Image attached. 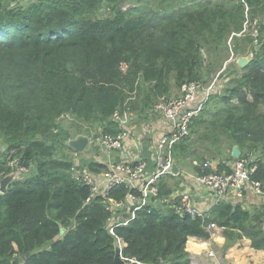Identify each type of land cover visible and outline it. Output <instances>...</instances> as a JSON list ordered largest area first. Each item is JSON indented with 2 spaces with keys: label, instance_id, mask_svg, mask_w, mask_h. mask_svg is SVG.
<instances>
[{
  "label": "trees",
  "instance_id": "obj_1",
  "mask_svg": "<svg viewBox=\"0 0 264 264\" xmlns=\"http://www.w3.org/2000/svg\"><path fill=\"white\" fill-rule=\"evenodd\" d=\"M103 3L111 17L102 16ZM246 16L259 19L258 51L251 37H236ZM248 54L246 67L223 69ZM214 77L220 88L172 159L200 165L210 157L218 174H229L236 146L264 193V0H0V145L29 169L0 194V264H113L115 240L133 264H190L187 239L206 238L211 223L228 245L246 239L264 251V205L248 211L224 202L194 217L173 203L146 207L109 233L105 225L117 216L101 196L85 204L89 189L72 177L77 167L88 174L107 167L75 163L66 142L81 132L63 130L68 119L116 136L115 114L144 119L185 84ZM211 101L216 110L205 108ZM159 191L171 197L167 183ZM128 195L138 194L119 186L108 199Z\"/></svg>",
  "mask_w": 264,
  "mask_h": 264
},
{
  "label": "built area",
  "instance_id": "obj_2",
  "mask_svg": "<svg viewBox=\"0 0 264 264\" xmlns=\"http://www.w3.org/2000/svg\"><path fill=\"white\" fill-rule=\"evenodd\" d=\"M258 26L257 19L251 20L246 16L243 31L237 34L236 37H251L252 46L256 47L258 46L259 37ZM236 59L230 58L223 69H225L227 64L235 63ZM210 83L209 85L201 82L185 84L182 86L178 97L162 99L155 105L153 113L159 115L161 120L168 124L169 131L161 135L155 143H149L153 163L150 170L144 160L133 159L131 162L110 161L105 164L107 169L97 174H88L86 171H79V168L72 172L73 179L89 189L85 204H89L95 197L101 196L105 200V206L117 216L115 219L114 217L108 219L105 225L109 233H112L113 226L126 225L134 218L135 211L146 207L148 209L159 206L170 207V204L173 203L172 208L176 213L186 214L191 217L201 215L196 208L194 198L188 192L177 194V196L162 197L159 191V184L165 178L174 176L171 173V166L174 161L172 152L180 141L191 136L190 125L201 111L202 105H204L208 96L212 93V89L217 83V77L213 78ZM200 97L202 98L199 102L200 104H196L193 107ZM131 117L133 116L130 114L121 117L115 114L114 120L118 123L121 131L116 136L96 133L95 137L88 138V145L92 144L93 147L109 155L123 151L129 138V131L122 129V127ZM143 131L146 135L149 134L151 136L153 134V130L149 126H145ZM74 155L76 154L74 153ZM3 158L6 170H0V181L8 173H18V178L29 174V169L21 166L12 153L4 154ZM193 164L200 170L193 177V181L198 186L212 193L216 199H220L229 192L240 196L242 191L248 186L252 187L257 195L264 196L260 183L251 181V175L256 170V166L252 165L250 160H236L231 166L229 174H218L216 172L218 163L209 159H206L200 165L195 162ZM119 186L133 190L138 195H128L124 201L120 202L108 199V193ZM262 227L264 229V223ZM215 228L216 225L213 223L207 226V230ZM118 244L121 251L125 245L120 240H118ZM208 256L213 257L214 255L209 252Z\"/></svg>",
  "mask_w": 264,
  "mask_h": 264
},
{
  "label": "crops",
  "instance_id": "obj_3",
  "mask_svg": "<svg viewBox=\"0 0 264 264\" xmlns=\"http://www.w3.org/2000/svg\"><path fill=\"white\" fill-rule=\"evenodd\" d=\"M221 84L222 82H217L212 91L218 90ZM201 99L200 97L193 107L196 104H200ZM158 116L156 115V117ZM140 120L143 119L136 116L128 119L132 131L130 130L129 132V138L123 151L109 155L104 151L92 147L90 151L93 157L90 160L106 164L110 161L131 162L133 159H140L146 162L147 168L150 170L153 163L149 143H155L161 135L167 133L169 126L163 120L157 121L155 124L150 120L146 123L142 122V126H149L153 130V134L150 136L144 133L143 128H139L137 123ZM185 161L189 162L188 167ZM234 162H226V165L232 166ZM193 163L189 159L178 160L176 164L178 174L167 177L162 182L169 185L171 190L170 196H177V194L188 192L194 198L196 208L202 216L209 215L214 206L224 202L240 203L248 211L256 210L264 205V196L257 195L250 186L246 187L240 196L229 192L220 199H215L212 193L198 186L193 181V177L198 173L196 170L198 167ZM207 231L209 239L195 237L187 239L185 250L190 256V264H264V251L254 250L249 240L242 239L228 245L222 234V229L216 226L215 229ZM209 252H212L214 256L209 257Z\"/></svg>",
  "mask_w": 264,
  "mask_h": 264
},
{
  "label": "water",
  "instance_id": "obj_4",
  "mask_svg": "<svg viewBox=\"0 0 264 264\" xmlns=\"http://www.w3.org/2000/svg\"><path fill=\"white\" fill-rule=\"evenodd\" d=\"M261 48V44L255 47V51H258ZM252 60V54L246 55V56H241L238 57L236 59V66L238 68H244L246 67ZM89 143V139L87 136L85 135H77L75 138L68 140L66 142L68 148H70L75 154H82L84 153L85 149L87 148ZM5 153V147L0 145V161L3 157ZM240 156V152L238 150V147H233L232 151H231V157L233 159H238ZM81 162L84 163V165L86 166L88 164V161L86 159H81ZM78 170V167L76 168ZM171 173L173 175H177L178 174V168L175 164V162H172V166H171ZM18 176V173H14L11 175L6 176L4 179H2L0 181V193L4 194L5 191L7 190L8 185L12 182V180ZM216 199V198H215ZM207 239H209V234H207L206 236ZM120 247L118 244V241H114V260H113V264H133V262H128L124 259L121 258L120 255Z\"/></svg>",
  "mask_w": 264,
  "mask_h": 264
},
{
  "label": "rangeland",
  "instance_id": "obj_5",
  "mask_svg": "<svg viewBox=\"0 0 264 264\" xmlns=\"http://www.w3.org/2000/svg\"><path fill=\"white\" fill-rule=\"evenodd\" d=\"M106 4L105 3H103V9H102V11H101V13H102V16H106V17H111V15H112V10H111V8H106V7H108V6H105ZM127 7H128V5H124L123 7H122V10L124 11L125 9H127ZM258 20V23H259V19H257ZM231 42H232V38L229 40V43L231 44ZM215 78V77H214ZM218 79V78H217ZM223 80V79H222ZM213 81V79L210 81V82H212ZM220 82V81H219ZM222 82V81H221ZM209 84H211V83H209ZM208 84V85H209ZM180 95V92H174L173 94H172V97H178ZM214 103L215 102H210V103H208V104H206L207 106H205V108L207 107L208 109L210 108L212 111L213 110H216L217 108H218V105H214ZM204 104H205V102H204ZM203 106L204 105H202V109H204L203 108ZM220 106V105H219ZM202 109H201V111H202ZM146 116H145V118L143 119V120H140V121H138V126H139V128H144L145 126L143 125L142 126V124L143 123H146L148 120H150V121H152L154 124H155V122H157V121H162L161 120V118L158 116V117H156V114L155 113H146L145 114ZM143 122V123H142ZM146 125V124H145ZM63 130H66V131H68L72 136H76V134L77 133H80L81 135H85V136H87L88 138H92V137H95L96 136V131L94 130V128H89V129H85L83 126H81V125H79L78 123H75V122H73V120H67L66 122H64L63 123ZM137 126V127H138ZM122 129H125L126 131H129L130 132V130H131V127H130V124H129V121H126L124 124H123V127H122ZM132 131V130H131ZM135 133V132H134ZM78 135V134H77ZM92 147H93V145L92 144H89L88 146H87V148L85 149V151H84V153H82V154H76V155H72L73 156V158H74V161H75V163L76 164H78L79 165V162H80V160L81 159H91L93 156H92V152L90 151L91 149H92ZM210 157H207V159H209ZM225 160V159H224ZM242 160V159H241ZM243 160H245V159H243ZM185 163H186V165H187V167H188V165H189V162L188 161H185ZM83 171H85V170H83Z\"/></svg>",
  "mask_w": 264,
  "mask_h": 264
}]
</instances>
